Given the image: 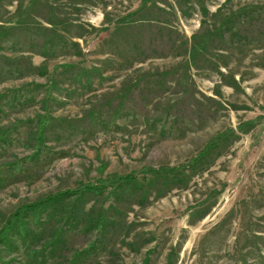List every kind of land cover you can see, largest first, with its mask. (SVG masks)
Listing matches in <instances>:
<instances>
[{"label": "rangeland", "instance_id": "374dc122", "mask_svg": "<svg viewBox=\"0 0 264 264\" xmlns=\"http://www.w3.org/2000/svg\"><path fill=\"white\" fill-rule=\"evenodd\" d=\"M114 181L0 264H264V0H0V231Z\"/></svg>", "mask_w": 264, "mask_h": 264}, {"label": "trees", "instance_id": "16d2710c", "mask_svg": "<svg viewBox=\"0 0 264 264\" xmlns=\"http://www.w3.org/2000/svg\"><path fill=\"white\" fill-rule=\"evenodd\" d=\"M46 121H47V118L42 117L40 122H39V133L37 135V140L39 142V145H42L44 143L43 137H42V132H43V130H45ZM239 129H242V128L240 127ZM228 137H229V133H222V134H219L216 137H214L208 143L204 152L196 160H194L192 165H195L197 162L199 163L198 160H200L202 158L207 159L209 157L211 151L214 148L218 147ZM34 156L35 155H33L31 159H33ZM186 169H188V167L185 168L184 170H186ZM168 171L169 172H166L165 169H160V170H154V169H146L145 170L144 169L141 174L152 175L153 177H160V176L163 177L167 173L174 174L175 172H178L181 170H168ZM135 180H136L135 175H126V176H122V177L117 178L116 181H119V182L124 181V183H126V184H128V183L134 184ZM116 181H114V183L110 182L109 184H107V183L106 184L105 183L100 184L99 186H94V185L83 186L81 189H78L76 191L62 192L53 198H47L46 200H42V201L34 203L32 205H24L22 207H19L12 215L9 216V218L7 219V221L5 223V226L0 231V244H2V242L5 241L6 238H8V236L11 233H14L15 230H19L21 233H25L26 231L30 230L29 222L26 219L29 214H32L33 217L37 221H39L41 219L40 218L41 214L46 209L48 210L50 207H52V205L57 204V203L62 204L67 199H70L73 197H76L75 199H81L84 196L88 195L89 193L90 194H92V193L102 194V192L105 191L108 187L113 188L117 184ZM115 195H116V191H115ZM73 210L69 209L70 212H72ZM105 221H106V215H103L101 223H103ZM101 223H100V225H101ZM1 261L2 260L0 259V263H1ZM144 264H147V262H145Z\"/></svg>", "mask_w": 264, "mask_h": 264}]
</instances>
